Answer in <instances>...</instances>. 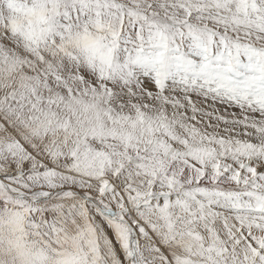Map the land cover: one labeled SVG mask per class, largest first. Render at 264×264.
<instances>
[{
    "label": "snow or ice",
    "instance_id": "1",
    "mask_svg": "<svg viewBox=\"0 0 264 264\" xmlns=\"http://www.w3.org/2000/svg\"><path fill=\"white\" fill-rule=\"evenodd\" d=\"M0 264H264V0H0Z\"/></svg>",
    "mask_w": 264,
    "mask_h": 264
}]
</instances>
